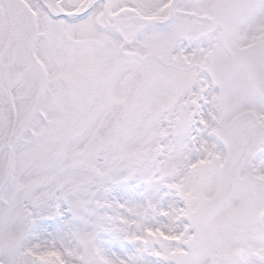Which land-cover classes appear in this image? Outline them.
<instances>
[{
  "label": "snow or ice",
  "instance_id": "obj_1",
  "mask_svg": "<svg viewBox=\"0 0 264 264\" xmlns=\"http://www.w3.org/2000/svg\"><path fill=\"white\" fill-rule=\"evenodd\" d=\"M0 264H264V0H0Z\"/></svg>",
  "mask_w": 264,
  "mask_h": 264
}]
</instances>
